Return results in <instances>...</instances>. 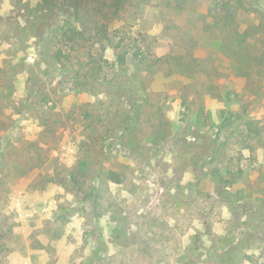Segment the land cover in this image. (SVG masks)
<instances>
[{"label":"rangeland","instance_id":"1","mask_svg":"<svg viewBox=\"0 0 264 264\" xmlns=\"http://www.w3.org/2000/svg\"><path fill=\"white\" fill-rule=\"evenodd\" d=\"M159 1L0 0V264H264V144L216 140L222 90L264 118V74L238 68L209 0ZM72 24L78 80L106 59L87 90L50 58ZM124 33L158 61L114 47Z\"/></svg>","mask_w":264,"mask_h":264},{"label":"trees","instance_id":"2","mask_svg":"<svg viewBox=\"0 0 264 264\" xmlns=\"http://www.w3.org/2000/svg\"><path fill=\"white\" fill-rule=\"evenodd\" d=\"M196 0H160L159 3L163 6L170 7L178 11L194 10V3ZM210 1V16L214 18L215 23L220 29V41L225 46L234 44L231 49V54L238 63V68L246 75H251L250 67H260V73L264 74V32L256 30H250L249 28H242L240 24V17L244 13H256L264 18V5L259 0H209ZM90 3H94L90 1ZM119 10V9H118ZM212 12V13H211ZM78 13V12H76ZM206 17V14H204ZM203 19L202 21H204ZM214 22V21H213ZM101 31L106 32L107 29L102 28ZM52 34L60 33L61 37H66L69 41L73 42L69 50H65L62 47H57L51 55L53 62L58 64L60 68L65 69L66 72H73V76L70 81L75 82V87L87 90L88 86L93 81H99L104 78L106 73L104 70V61H101L102 56L99 58L95 55L90 56L85 63L87 68L83 74L84 81L78 80L81 75V70L75 69L74 59H80L78 54H74L72 51L80 50L78 46L81 45L82 39L85 38V33L76 28L73 24L69 27L61 26L51 31ZM114 33H119L118 30H113V35L107 34V39L110 42L113 41ZM58 35V34H57ZM119 37L118 42L114 44V47L121 48L125 53L133 55L134 59L140 63L147 65H154L158 60L152 58L150 54H146L141 45L134 44L133 41L126 36ZM130 41V42H129ZM135 41V40H134ZM77 46V47H76ZM106 49L104 46L101 50ZM229 50V49H228ZM90 52H88L89 54ZM78 55V56H77ZM78 59V60H79ZM82 66V65H81ZM221 95L224 99L225 108L222 110V116L217 126L216 140L222 137L224 131L232 128L234 132L239 134V141L243 143V146L254 148L257 145L262 146L264 144V118H252L247 116V108L244 104H241L242 109L234 108V103L241 100V95L233 89L222 90ZM255 149V148H254ZM46 157V162L48 161ZM221 171V168H218ZM223 176V174H221ZM221 176V177H222ZM109 178L117 183L121 182V178L115 173L109 172ZM50 180L53 178L50 177ZM73 183H80L79 178L73 174L71 177ZM93 197L90 201H96V192L91 191L89 197ZM89 197H86L88 201Z\"/></svg>","mask_w":264,"mask_h":264}]
</instances>
